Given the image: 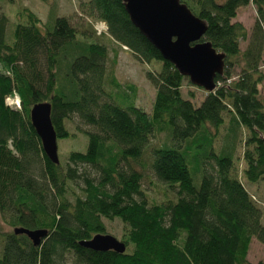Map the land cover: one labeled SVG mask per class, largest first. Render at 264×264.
Masks as SVG:
<instances>
[{
    "label": "trees",
    "instance_id": "trees-1",
    "mask_svg": "<svg viewBox=\"0 0 264 264\" xmlns=\"http://www.w3.org/2000/svg\"><path fill=\"white\" fill-rule=\"evenodd\" d=\"M180 1L206 22L203 40L225 53L216 88L198 105L193 92L182 96L185 77L132 25L122 0L86 4L106 27L91 31L102 43L86 30L77 33L65 16L50 11L41 22L26 8L7 41L8 17L0 14V216L11 229L0 222V264H264L247 260L252 237L264 244V203L258 207L246 185L264 181V0ZM250 2L257 16L248 32L235 18ZM105 39L142 62H159L147 71L156 89L150 112L135 105L136 87L121 85L107 69ZM14 97L18 107L7 104ZM40 102L50 103L57 140L72 136L65 122L73 115L96 129L86 132L85 152L69 151L58 164L47 158L30 121ZM240 130L246 135L239 175L233 158ZM159 132L170 146L142 158ZM147 169L171 196L164 191L149 200L141 188ZM102 218L127 226L122 254L80 244L105 233ZM16 227L47 234L35 246Z\"/></svg>",
    "mask_w": 264,
    "mask_h": 264
},
{
    "label": "rangeland",
    "instance_id": "rangeland-1",
    "mask_svg": "<svg viewBox=\"0 0 264 264\" xmlns=\"http://www.w3.org/2000/svg\"><path fill=\"white\" fill-rule=\"evenodd\" d=\"M222 2L224 0H217V2ZM88 0H0V14L7 15L8 22L6 27L5 37L7 41L13 39L12 33L15 28V23L23 22L24 18L22 15H19V12L22 10L29 9L32 13L37 15L41 22H47L49 17V12L53 11L57 16H65L69 19L70 23L75 28L76 32L80 34L82 31H87L88 35H92V39H95L98 42H104V39L96 38L94 34H91V31L96 28L98 32L104 30L105 25L103 22L95 19L91 13L88 12L86 4ZM236 20L241 21L243 26L248 29L250 32L252 24L256 19V7L250 2L246 6H241L237 10ZM106 40V39H105ZM108 46V56H107V69H111L113 74L116 76L118 82L121 85L129 84L136 87L135 91V105L142 108L145 112H150L152 108V102L155 97V86L151 83L148 78L147 71H151L160 66L159 62L150 61L142 62L135 55H133L125 46H120L116 42L106 40ZM247 40H242L240 42V48L245 49ZM263 61L260 64L261 72L264 76V50L262 53ZM236 69V68H235ZM238 72V69L235 70ZM180 92L184 98H189L190 93L193 92L194 96L192 98L193 103L198 105L201 100L206 95V92L200 87L193 85L188 81V78L182 81ZM262 100H264V80L260 84ZM17 100V99H16ZM13 104L17 105L18 100L14 99L8 100ZM120 106L121 103L116 102ZM225 118L227 114L225 113ZM65 125L67 129L72 133V136L68 138L59 139L58 141V157L59 160L63 163L69 151H82L85 152L88 140H87V131H96L90 125L82 123L76 115H73L71 118L66 119ZM226 128L223 125L219 131V138L215 141L216 148L220 146V138L224 134ZM240 141L237 143V148L235 151L236 157L233 158V172L236 174H241L242 169L244 168V162L242 160V152L244 149L243 140L246 133L243 130H240ZM168 144L170 146L171 140L165 136V133L159 132L155 133L149 139V143L146 146V150L142 158H145L149 155L150 151L153 148H160L161 145ZM85 169L90 173L91 176H95L93 170L86 166ZM145 175L142 179L141 188L146 191L149 200H160L163 197L164 191L168 192V195L171 196V191L168 190V186L164 183L157 181L154 176L151 174L149 169L144 171ZM242 180L244 178L242 177ZM81 182H78L73 186L75 193H80L79 186ZM251 192L254 193L255 197L258 200V207L260 203H264V181H259L256 184H247ZM262 208V207H261ZM104 225L106 227L105 233L114 235L119 241L123 240L127 232V226L121 221V219L113 218L106 219L102 218ZM262 220L264 224V208H262ZM0 222L2 224V229L11 230L6 223L3 222L0 216ZM133 245H129L128 250H131ZM247 260L253 263L264 262V244L260 243L254 237L251 238V243L248 249ZM72 259H68L67 264H71Z\"/></svg>",
    "mask_w": 264,
    "mask_h": 264
},
{
    "label": "water",
    "instance_id": "water-1",
    "mask_svg": "<svg viewBox=\"0 0 264 264\" xmlns=\"http://www.w3.org/2000/svg\"><path fill=\"white\" fill-rule=\"evenodd\" d=\"M128 18L138 31L169 61L180 75L205 92L213 91L225 65V53L214 49L210 41L203 40L206 22L195 16L180 0H122ZM50 103L40 102L30 108V121L37 133L43 152L52 163H59L58 141L50 120ZM16 233L26 234L38 245L47 229L16 227ZM80 244L95 251L126 250L124 241L114 235L100 233Z\"/></svg>",
    "mask_w": 264,
    "mask_h": 264
},
{
    "label": "built area",
    "instance_id": "built-area-1",
    "mask_svg": "<svg viewBox=\"0 0 264 264\" xmlns=\"http://www.w3.org/2000/svg\"><path fill=\"white\" fill-rule=\"evenodd\" d=\"M106 28V27H105ZM105 28H104V30H105ZM11 99H14V101H17L16 99V97H14V98H8L6 101H7V104H9V105H12V106H15V107H18L19 106V100H18V104L17 105H15V104H13L12 102H9L8 100H10L11 101Z\"/></svg>",
    "mask_w": 264,
    "mask_h": 264
}]
</instances>
